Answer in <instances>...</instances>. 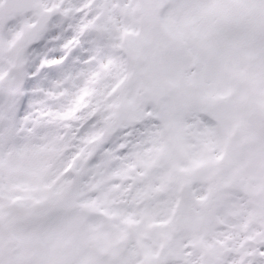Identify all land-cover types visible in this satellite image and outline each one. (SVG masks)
Wrapping results in <instances>:
<instances>
[{
  "label": "snow or ice",
  "instance_id": "obj_1",
  "mask_svg": "<svg viewBox=\"0 0 264 264\" xmlns=\"http://www.w3.org/2000/svg\"><path fill=\"white\" fill-rule=\"evenodd\" d=\"M0 264H264V0H0Z\"/></svg>",
  "mask_w": 264,
  "mask_h": 264
}]
</instances>
